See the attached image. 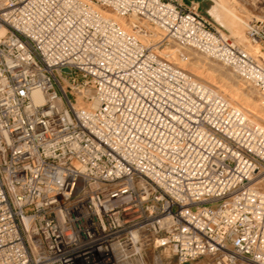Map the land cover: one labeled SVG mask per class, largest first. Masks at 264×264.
Returning <instances> with one entry per match:
<instances>
[{
    "label": "built area",
    "instance_id": "obj_1",
    "mask_svg": "<svg viewBox=\"0 0 264 264\" xmlns=\"http://www.w3.org/2000/svg\"><path fill=\"white\" fill-rule=\"evenodd\" d=\"M245 33L257 53L194 0H0V264H143L149 247L264 264V125L170 52L264 95V20Z\"/></svg>",
    "mask_w": 264,
    "mask_h": 264
},
{
    "label": "rangeland",
    "instance_id": "obj_2",
    "mask_svg": "<svg viewBox=\"0 0 264 264\" xmlns=\"http://www.w3.org/2000/svg\"><path fill=\"white\" fill-rule=\"evenodd\" d=\"M194 1L198 3L199 11L201 12V14L207 17V19L216 29L226 34L235 43H237L247 51L253 54L258 52L260 46L257 44H252L248 40V38L246 37L245 29L246 24L252 19L264 20V4L262 7H259L258 5L253 4L248 0ZM181 52L184 54V58H182V64L178 63L177 61V65L191 73L200 81L215 87L216 89H218L219 93L222 92H220L217 85L225 86L226 88L228 86H233L232 88H234L236 91L238 90L239 94H243L244 96H246L251 103L254 101L253 103H256V106L259 107L260 110L264 111V95L247 86H244L227 67L217 61L208 59L200 55L199 53H195L194 51H191L184 46ZM174 57L175 56H173V58ZM191 66H196L199 69L204 70V72H209L210 77L195 72L194 70H192ZM225 97L228 98V96ZM230 101L236 106L243 109L253 122L264 125V118H262V116L259 115L257 111H253L250 106L238 99H230ZM141 260L143 261V264H209L206 259H195L179 263L178 259L175 256L167 252L154 251L151 247H149L145 251V253L142 255ZM140 262L141 261L138 260L137 262L134 261L132 263L140 264Z\"/></svg>",
    "mask_w": 264,
    "mask_h": 264
},
{
    "label": "bare ground",
    "instance_id": "obj_3",
    "mask_svg": "<svg viewBox=\"0 0 264 264\" xmlns=\"http://www.w3.org/2000/svg\"><path fill=\"white\" fill-rule=\"evenodd\" d=\"M259 20V19H258ZM184 47H186V46H184ZM186 48H188V47H186ZM189 49V48H188ZM170 52H171V54L173 55V56H175L176 57V55H177V57L175 58L176 59V62L178 61V63H181L182 64V58H184V54L181 52V50H173V51H171L170 50ZM177 63V64H178ZM183 64H184V62H183ZM192 65V64H191ZM191 68H192V70H194L195 72H197V73H201V74H203V75H205V76H209L210 77V74H209V72H204V70H201V69H199L198 67H196V66H191ZM204 72V73H203ZM223 80V79H222ZM224 84V83H223ZM228 86V85H227ZM217 87L219 88V90H220V92H222L221 94L222 95H224V96H228V98H229V100L230 99H235V100H240V101H242V102H244L245 104H247L248 106H250V108L253 110V111H257L258 113H259V115H261L262 116V118H264V111H262V110H260L259 109V107H257L256 106V103H251V102H249V100H248V98L246 97V96H244L243 94H239V92H238V90L236 91L234 88H232L231 86H228L227 88L225 87V86H220V85H217ZM215 88V87H214ZM216 89V88H215ZM217 91H218V89H216ZM239 102V101H238ZM237 102V103H238ZM259 102V101H258ZM239 105V104H238ZM246 105V106H247ZM245 106V107H246ZM263 106H264V104H263ZM248 108V107H247ZM264 109V108H263ZM255 113V112H254ZM260 116V117H261ZM158 263V262H157ZM124 264H126V263H124ZM156 264V263H155Z\"/></svg>",
    "mask_w": 264,
    "mask_h": 264
},
{
    "label": "water",
    "instance_id": "obj_4",
    "mask_svg": "<svg viewBox=\"0 0 264 264\" xmlns=\"http://www.w3.org/2000/svg\"><path fill=\"white\" fill-rule=\"evenodd\" d=\"M67 71V70H66Z\"/></svg>",
    "mask_w": 264,
    "mask_h": 264
}]
</instances>
